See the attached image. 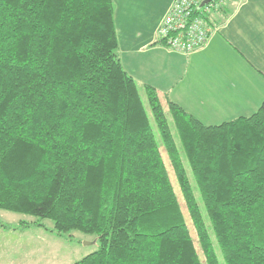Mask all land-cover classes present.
Segmentation results:
<instances>
[{
    "label": "trees",
    "instance_id": "trees-1",
    "mask_svg": "<svg viewBox=\"0 0 264 264\" xmlns=\"http://www.w3.org/2000/svg\"><path fill=\"white\" fill-rule=\"evenodd\" d=\"M114 16L113 0H0V211L33 217L22 230L98 235L74 264H220L146 85L197 242L188 228ZM166 104L224 264H264V102L217 126Z\"/></svg>",
    "mask_w": 264,
    "mask_h": 264
},
{
    "label": "crops",
    "instance_id": "crops-1",
    "mask_svg": "<svg viewBox=\"0 0 264 264\" xmlns=\"http://www.w3.org/2000/svg\"><path fill=\"white\" fill-rule=\"evenodd\" d=\"M173 1L113 0L125 71L205 126L254 115L264 102V0H224L211 13L210 40L190 55L157 39Z\"/></svg>",
    "mask_w": 264,
    "mask_h": 264
},
{
    "label": "rangeland",
    "instance_id": "rangeland-1",
    "mask_svg": "<svg viewBox=\"0 0 264 264\" xmlns=\"http://www.w3.org/2000/svg\"><path fill=\"white\" fill-rule=\"evenodd\" d=\"M139 88L142 99L149 112L151 124L153 126V130L155 132L161 154L166 164L170 181L174 187L176 196L181 204L183 212L185 213L188 228L194 240L197 242L195 230L189 218L186 206L183 202V196L178 181L163 146L160 133L156 127V123L150 114V108L148 107L149 105L147 103L145 91L142 87ZM164 97L165 96L163 95L162 103L165 107L167 117L169 118L171 131L181 154V158L190 180L194 196L200 206L204 221L206 223L208 231L210 232L216 253L219 257L220 264H224V260L219 246L216 242V238L210 220L207 216L200 191L195 181L191 166L185 157V152L183 150L176 127L168 112V106L164 100ZM33 219V217L22 214L4 210L0 211V264H74L82 260L86 256L96 252L100 248V238L96 234H84L81 232L73 231L68 235L67 239H65L59 238L55 234L44 229L29 228L26 230H22L21 228H18L21 222H30ZM44 223L49 228L53 226V223L51 221H45Z\"/></svg>",
    "mask_w": 264,
    "mask_h": 264
},
{
    "label": "built area",
    "instance_id": "built-area-1",
    "mask_svg": "<svg viewBox=\"0 0 264 264\" xmlns=\"http://www.w3.org/2000/svg\"><path fill=\"white\" fill-rule=\"evenodd\" d=\"M223 5L224 0H174L157 29L158 41L183 55L203 49L215 31L211 13Z\"/></svg>",
    "mask_w": 264,
    "mask_h": 264
}]
</instances>
